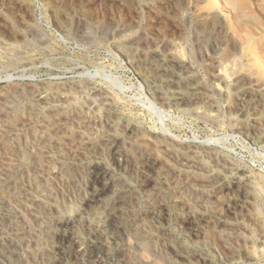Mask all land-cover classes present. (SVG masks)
Returning a JSON list of instances; mask_svg holds the SVG:
<instances>
[{"label": "rangeland", "instance_id": "1", "mask_svg": "<svg viewBox=\"0 0 264 264\" xmlns=\"http://www.w3.org/2000/svg\"><path fill=\"white\" fill-rule=\"evenodd\" d=\"M81 1L0 0V207L7 213L0 214V220L9 215L12 227L0 237V263L126 264L135 256L140 264H166L147 248H135L136 234L149 233L156 237L161 252L171 238L173 243L203 253L208 264H264V0ZM82 24L85 34L78 29ZM143 34L150 43L156 42L158 49L138 67L128 58L125 45ZM167 40L175 41L176 53L189 71L168 60L163 49ZM212 60L225 75V83L209 73ZM154 63L160 66L158 73L149 71ZM139 68H147L145 72L152 74L144 76ZM240 78L249 88L235 87L234 81ZM192 85H199L195 92L190 89ZM36 90L48 95L42 98ZM105 103L111 107L109 113L103 110ZM111 119L117 124L120 144L131 154L130 163H119L103 138ZM254 119L256 126L244 131V124ZM125 126L130 128L129 135ZM180 143L190 148L185 157H180L182 149L173 145ZM199 146L209 147L212 158L211 154L204 156ZM198 158L207 167L194 164ZM93 164H102L100 167L110 169L116 178V187L136 218V230L125 226L123 210L115 208L106 213L95 201L82 203V198H90L95 190L103 196L108 192L91 173ZM175 173L183 180L171 187ZM215 173L225 181L240 178L248 192L184 187L185 180H202ZM158 178L161 184L153 186ZM174 194L185 212L190 207L197 215L208 216L207 221L191 227L186 214L176 218L165 214L162 203ZM79 206L82 213L76 217ZM55 208H67L65 214L76 220L75 233L68 239L55 236L49 242L46 226ZM253 215L260 222H254ZM221 223H228L236 232L229 237L230 248L221 239L225 226ZM14 245L22 257L11 252Z\"/></svg>", "mask_w": 264, "mask_h": 264}, {"label": "bare ground", "instance_id": "2", "mask_svg": "<svg viewBox=\"0 0 264 264\" xmlns=\"http://www.w3.org/2000/svg\"><path fill=\"white\" fill-rule=\"evenodd\" d=\"M61 1H64V0H61ZM83 1V0H82ZM81 1V2H82ZM97 1V0H96ZM101 1V0H100ZM123 1H125V0H123ZM145 1V0H144ZM175 1V0H174ZM15 2V1H14ZM17 2V1H16ZM134 2V1H133ZM138 2H139V0H138ZM152 2V1H151ZM161 2V1H160ZM159 2V5L161 4ZM164 2V1H163ZM59 3V2H58ZM79 3V2H78ZM88 3V2H87ZM155 3V2H154ZM16 4V3H15ZM152 4V3H151ZM165 4V3H164ZM21 5V4H20ZM138 5V4H137ZM162 5V4H161ZM17 6V5H16ZM123 6V5H122ZM177 6H179V5H177ZM147 7V6H146ZM174 7V6H173ZM126 8V7H125ZM161 8V7H160ZM15 9V8H14ZM123 9V8H122ZM156 9H157V7H156ZM155 9V10H156ZM165 9V8H164ZM167 9V8H166ZM176 9V8H175ZM53 10V9H52ZM56 10H59V9H56ZM126 10V9H125ZM134 10V9H133ZM152 10V9H151ZM131 11V10H130ZM135 11V10H134ZM148 11V10H147ZM153 11V10H152ZM161 11V10H160ZM164 11V10H163ZM169 11V10H168ZM172 11V9L170 8V12ZM176 11V10H175ZM53 12V11H52ZM71 12V11H70ZM131 12H133V11H131ZM136 13H137V11H135ZM139 12V11H138ZM64 13V12H63ZM152 13V12H151ZM172 14V13H171ZM208 14V13H207ZM69 15V14H68ZM139 15V14H138ZM154 15V14H153ZM161 15V14H160ZM165 15V14H164ZM55 16V15H54ZM64 16V15H63ZM163 16V15H162ZM166 16V15H165ZM173 16V15H172ZM206 16H208V15H206ZM211 16V15H210ZM215 16H217V15H215ZM220 16V15H219ZM3 17V16H2ZM139 17V16H138ZM66 18H68V17H66ZM73 18V17H72ZM130 18V17H129ZM159 18V17H158ZM216 18V17H215ZM219 18V17H218ZM63 19V18H62ZM132 19H135V18H132ZM139 19V18H138ZM155 19V18H154ZM182 19V18H181ZM209 19V18H208ZM59 20V19H58ZM64 20V19H63ZM140 20V19H139ZM172 20V19H171ZM71 21V20H70ZM133 21V20H132ZM135 21V20H134ZM157 22H158V20H156ZM162 21V20H161ZM175 21V20H174ZM206 21H207V19H206ZM212 21V20H211ZM3 22V21H2ZM165 22V21H164ZM170 22H172V21H170ZM203 22V21H202ZM204 22H205V20H204ZM222 22V21H221ZM23 23V22H22ZM68 23H70L69 21H68ZM95 23V22H94ZM119 23V22H118ZM152 22H150V24H151ZM173 23V22H172ZM219 23V22H218ZM1 24V23H0ZM80 24V23H79ZM88 24V23H87ZM120 24V23H119ZM133 24V23H132ZM202 24V23H201ZM204 24V23H203ZM208 24H210V23H208ZM220 24V23H219ZM222 24V23H221ZM29 25V24H28ZM66 25V24H65ZM70 25V24H69ZM152 25V24H151ZM150 25V26H151ZM159 25V24H158ZM165 25V24H164ZM217 25V24H216ZM223 25V24H222ZM67 26V25H66ZM89 26V25H88ZM139 26H140V24H139ZM146 26V25H145ZM172 26V25H171ZM182 26V25H181ZM180 26V27H181ZM197 26H198V24H197ZM200 26V25H199ZM209 26V25H208ZM96 27V26H95ZM112 27V26H111ZM116 27H117V25H116ZM161 27V26H160ZM165 27V26H164ZM219 27V26H218ZM27 28V27H26ZM65 28V27H64ZM114 28V27H113ZM125 28V27H124ZM167 28V27H166ZM166 28H165V30H166ZM178 28V27H177ZM78 29H79V31H80V33H82V34H85L86 33V27L82 24V25H80V26H78ZM100 29H102V28H100ZM130 29V28H129ZM173 29V28H172ZM182 29V28H181ZM201 29V28H200ZM33 30V29H32ZM90 31H88V32H91V30L92 29H89ZM110 30V29H109ZM108 30V31H109ZM145 30V29H144ZM155 30V29H154ZM174 30H175V28H174ZM203 30V29H202ZM213 30V29H212ZM27 31H29V30H27ZM78 31V30H77ZM115 31H117V30H115ZM138 31V30H137ZM140 31H143V30H140ZM158 31V30H157ZM99 32H101V31H99ZM99 32H97V33H99ZM105 32V31H104ZM160 32V31H159ZM163 32V31H162ZM214 32V31H213ZM28 33V32H27ZM39 33H40V31H39ZM114 33H116V32H114ZM144 33V32H143ZM165 33V32H164ZM166 33H167V31H166ZM165 33V34H166ZM180 33V32H179ZM204 33H206V32H204ZM211 33V32H210ZM223 33V32H222ZM30 34V33H29ZM33 34V33H32ZM41 34V33H40ZM100 34H102V33H100ZM140 34V33H139ZM150 34V33H149ZM171 34V33H170ZM217 34V33H216ZM20 35V34H19ZM88 35V34H87ZM91 35V34H90ZM108 35V34H107ZM159 35V34H158ZM184 35V34H183ZM211 35V34H210ZM220 35V34H219ZM92 36V35H91ZM97 36V35H96ZM205 36V35H204ZM103 37V36H102ZM38 38V37H37ZM40 38V37H39ZM38 38V39H39ZM166 38V37H165ZM172 38V37H171ZM204 38V37H203ZM95 39V38H94ZM175 39H177V38H175ZM178 39H179V37H178ZM183 39V38H182ZM185 39V38H184ZM207 39V38H206ZM90 40V39H89ZM141 40L143 41H145L146 42V44H139V43H141ZM213 40V39H212ZM218 40V39H217ZM29 41V40H28ZM120 41V40H119ZM181 41V40H180ZM184 41V40H183ZM182 41V42H183ZM215 41H216V39H215ZM151 42V40L149 39V37L147 36V35H145V34H143V35H141L140 37H138V38H136V39H134V40H131V41H129L128 43H126L127 45H125L126 46V52H127V55H128V58H130V61H132L134 64H137L138 65V67H139V65H142V64H144L145 62H146V59L147 58H149V57H152V56H154V55H156V50H155V48H157L156 47V42H152V43H150ZM41 43V42H40ZM44 43V42H43ZM122 43V42H121ZM160 43V42H159ZM180 43V42H179ZM218 43H219V41H218ZM42 44V43H41ZM181 44V43H180ZM198 44V43H197ZM197 44H196V47H198L197 46ZM216 44V43H215ZM160 45V44H159ZM200 45V44H199ZM203 45V44H202ZM202 45H200L201 47H202ZM122 46V45H121ZM158 46V45H157ZM206 47V46H205ZM125 48V47H124ZM212 48V47H211ZM119 49V48H118ZM158 49V48H157ZM163 49H165L164 50V52H165V54H166V56H168V60L170 61V62H172L173 64H175L178 68L180 67V68H183V69H185L186 71H189L188 70V66H186V64L180 59V57H179V55L176 53V43H175V41H173V40H167L166 41V45H165V47L163 48ZM201 50V49H200ZM211 50V49H210ZM180 52V51H179ZM205 53V52H204ZM208 53H210L209 51H208ZM162 55V54H161ZM160 55V56H161ZM214 55V54H213ZM163 57V56H162ZM159 58V57H158ZM184 59V58H183ZM207 59V58H206ZM155 60H156V58H155ZM149 61V60H148ZM151 61V60H150ZM149 61V62H150ZM159 61V60H158ZM219 61V60H218ZM186 62V61H185ZM166 64V63H165ZM220 64V63H219ZM136 65V66H137ZM160 65H162V64H160ZM143 67V66H142ZM142 67H140V68H142ZM152 67V66H151ZM138 69V71L141 73V74H143L144 76H145V74L148 72V70H147V72H145V69H147V68H145L144 69V71H141V69ZM176 68V67H175ZM209 69V68H208ZM180 70V69H179ZM210 70V69H209ZM149 71H152L153 73H158L159 71H160V66L159 65H157V64H155L154 63V65H153V67H152V69H150ZM183 71V70H182ZM149 73V72H148ZM210 74H211V76L213 77V79H216V80H218L219 81V83L221 82V83H225V75L222 73V70L219 68V65L214 61V60H212V62H211V71L209 72ZM140 74V75H141ZM149 74H152V73H149ZM161 74V73H160ZM165 74V73H164ZM178 74V73H177ZM182 74V73H181ZM147 75V74H146ZM174 75V74H173ZM176 75V74H175ZM172 76V75H171ZM177 76V75H176ZM166 77V76H165ZM210 77V76H209ZM233 77V76H232ZM235 77V76H234ZM160 78V77H159ZM194 78V77H193ZM192 78V79H193ZM243 78V77H242ZM171 79V78H170ZM233 79V78H232ZM194 80V79H193ZM193 80H192V82H193ZM169 81V80H168ZM167 81V82H168ZM184 81V80H183ZM186 81V80H185ZM189 81V80H188ZM197 81V80H196ZM227 81V80H226ZM215 82V81H214ZM213 82V83H214ZM235 82V84L237 85V86H235L234 84V86L235 87H237L238 89H247V88H249V86H247L246 84V82H243V80L240 78V79H236V81H234ZM250 82V81H249ZM252 82V81H251ZM189 83V82H188ZM213 83H211V85L213 86ZM217 83V82H216ZM233 83V82H232ZM181 84V83H180ZM249 84V83H248ZM35 85V84H34ZM169 85V84H168ZM188 85V84H187ZM229 85V84H228ZM250 85V84H249ZM253 85V84H252ZM256 85V84H255ZM81 86V85H80ZM80 86H78V87H80ZM171 86H172V84H171ZM178 86V85H177ZM197 86H199V85H192L191 87H190V89L192 88V91H194L196 88H197ZM219 86V85H218ZM217 86V88H219L220 90L222 89V87H218ZM223 86V85H222ZM77 87V86H76ZM202 87V86H201ZM233 87V86H232ZM234 87V88H235ZM258 87H259V85H258ZM17 88V87H16ZM42 88H43V85H42ZM205 88V87H204ZM203 88V89H204ZM216 88V89H217ZM226 88V87H225ZM257 88V87H256ZM18 89V88H17ZM36 89V88H35ZM169 89V88H168ZM175 89V88H174ZM216 89H214V90H216ZM224 89V88H223ZM46 90V89H45ZM259 90V89H258ZM37 91V95H39L40 97H46V95H48V94H44V92L45 91H40V90H36ZM47 91V90H46ZM171 91V90H170ZM169 91V92H170ZM223 91V90H222ZM32 92V91H31ZM181 92V91H180ZM195 92V91H194ZM241 92V91H240ZM246 92V91H245ZM29 93V92H28ZM36 93V92H35ZM176 93V92H175ZM243 93V92H242ZM27 94V93H26ZM178 94V93H177ZM185 94V93H184ZM190 94V93H189ZM188 94V95H189ZM223 94V93H222ZM244 94V93H243ZM251 94V93H250ZM262 94H263V92H262ZM54 95V94H53ZM183 95V94H182ZM193 95V94H192ZM200 95V94H199ZM248 95V94H247ZM29 96H30V93H29ZM187 96V95H186ZM252 96V95H251ZM262 96V95H261ZM54 97V96H53ZM56 97V96H55ZM162 97V96H161ZM192 97V96H191ZM238 97V96H237ZM236 97V98H237ZM247 97V96H246ZM263 97V96H262ZM14 98V97H13ZM26 98V97H25ZM58 98V97H57ZM99 98H103V97H99ZM164 98V97H163ZM195 98V97H194ZM240 98V97H239ZM242 98H243V96H242ZM241 98V99H242ZM31 99V98H30ZM177 99V98H176ZM191 99V98H190ZM40 100V99H39ZM49 100H51V99H49ZM101 100V99H100ZM104 100V99H103ZM192 100V99H191ZM239 100V99H238ZM243 100H245V99H243ZM250 100V99H249ZM248 100V101H249ZM254 100H256V99H254ZM3 101V100H2ZM10 101V100H9ZM44 101H45V99H44ZM53 101H54V99H53ZM102 101V100H101ZM188 101V100H187ZM242 101V100H241ZM252 101V100H251ZM4 102V101H3ZM43 102V101H42ZM103 102V101H102ZM108 102V101H107ZM15 103V101L13 102V104ZM95 103H96V101H95ZM99 103V102H98ZM242 103V102H241ZM252 103H254V102H252ZM0 104H2V103H0ZM30 104V103H29ZM28 104V105H29ZM250 104V103H249ZM33 105V104H32ZM246 105V104H245ZM253 105V104H252ZM65 107V106H64ZM11 108V107H10ZM51 108V107H50ZM56 108V107H55ZM105 108H106V110L108 111V113H109V111H110V105L108 104V103H105L104 104V109L103 110H105ZM13 109V108H12ZM19 109V108H18ZM24 109H25V107H24ZM57 109V108H56ZM55 109V110H56ZM29 110V109H28ZM32 110V109H31ZM35 110V109H34ZM51 110H52V108H51ZM50 110V111H51ZM61 110V109H60ZM27 111V110H26ZM47 111V110H46ZM45 111V112H46ZM50 111H47V112H50ZM57 111V110H56ZM112 111V110H111ZM10 112V111H9ZM21 112V111H20ZM34 112V111H33ZM44 112V113H45ZM60 112V111H59ZM6 113V112H5ZM50 113H52V112H50ZM60 113H62V111L60 112ZM114 113V112H113ZM18 114V113H17ZM22 114H24V113H22ZM55 114V113H54ZM57 114V113H56ZM55 114V115H56ZM111 114V113H110ZM47 115V114H46ZM62 115V114H61ZM109 115V114H108ZM107 115V116H108ZM8 116V115H7ZM24 116V115H23ZM29 116V115H28ZM51 116V115H50ZM54 116V115H53ZM35 117V116H34ZM41 117V116H40ZM112 117V116H111ZM113 117H115V116H113ZM33 118V117H32ZM36 118V117H35ZM97 118V117H96ZM109 118V117H108ZM42 119V118H41ZM107 119V118H106ZM12 120V119H11ZM48 120H49V118H48ZM118 120H120V119H118ZM256 119H254V122H247V123H245L244 124V127H243V130L244 131H250L251 130V128H254L255 126H256ZM9 122V121H8ZM18 122V121H17ZM105 122V121H104ZM114 122L115 121H113L112 119L110 120V123L108 124V126H107V128H105L106 130H104V131H106L105 133H104V135H105V137H103L105 140H106V142L108 143L107 145L109 146V151H110V153H111V155L120 163V162H122L123 161V163H124V161H127V160H129V156H131V154L129 153V151H127V150H125V149H123V145H122V143L120 144V140L118 139V133H117V128H115V124H114ZM118 122V121H117ZM127 122V121H126ZM119 123V122H118ZM130 123V122H129ZM104 124V123H103ZM106 124V123H105ZM106 124V125H107ZM11 125V124H10ZM117 125V124H116ZM257 125H258V123H257ZM119 126V125H118ZM118 126H116V127H118ZM15 127V126H14ZM21 127V126H20ZM12 128V127H11ZM122 128V127H121ZM121 128L119 127V129L121 130ZM124 128V130L125 131H127V133H128V130L130 129L128 126H125V127H123ZM122 128V129H123ZM13 130V129H12ZM18 130H20V128H18ZM135 130V129H134ZM121 131H123V130H121ZM124 131V132H125ZM137 131V130H136ZM129 133H131V132H129ZM129 133H128V135H129ZM15 135V134H14ZM17 136V135H16ZM120 137V136H119ZM157 137V136H156ZM160 138H162V137H160ZM102 139V138H101ZM120 139H121V137H120ZM160 140H162V139H160ZM96 141H98V140H96ZM126 141V140H125ZM100 141H98V143H99ZM94 143H95V141H94ZM103 143H105V142H103ZM124 144V143H123ZM168 144V143H167ZM106 145V144H105ZM136 145V144H135ZM170 145V144H169ZM174 146H176L177 147V149L178 148H180V149H182L181 151H180V157H185V156H187V154H189L188 153V148H189V146H187V145H184V144H173ZM172 145V146H173ZM95 146H97V145H95ZM98 146H99V144H98ZM171 146V147H172ZM103 147V146H102ZM124 147H125V144H124ZM133 147V146H132ZM136 147V146H135ZM144 147V146H143ZM176 147H174V150L176 149ZM97 148V147H96ZM127 148H128V146H127ZM199 149V151L200 152H202V153H205V155L204 156H208V157H210L209 155L211 154V158H212V154L213 153H211V149L209 148V147H207V146H199L198 147ZM92 149V148H91ZM105 149V148H104ZM132 149V148H131ZM136 149V148H135ZM138 149L139 148H137V151H138ZM190 149V148H189ZM98 150V149H97ZM142 150V149H141ZM168 150H170V149H168ZM171 150H173V148L171 149ZM179 150V149H178ZM93 151V150H92ZM102 151V150H101ZM135 152H136V150H134ZM197 151V150H196ZM198 151V152H199ZM90 152H91V150H90ZM99 152V151H98ZM98 152H97V154H98ZM133 152V151H132ZM142 152V151H141ZM145 152V151H144ZM191 152V151H190ZM83 153H85V152H83ZM82 153V154H83ZM102 153V152H101ZM100 153V154H101ZM103 153H104V150H103ZM175 153H176V151H175ZM81 154V153H80ZM91 154H93V152L91 153ZM142 154H143V152H142ZM145 154V153H144ZM149 154V153H148ZM174 154V153H173ZM192 154V152L190 153V155ZM96 155V154H95ZM135 155V154H134ZM175 155V154H174ZM79 156H81V155H79ZM142 156V155H141ZM163 156V155H162ZM165 156V155H164ZM189 156V155H188ZM88 157V156H87ZM101 157V156H100ZM112 157V158H113ZM134 157H136V156H134ZM144 157V156H143ZM147 157V156H146ZM159 156H157V158H158ZM177 157V156H176ZM179 157V156H178ZM132 158V157H131ZM138 158V157H137ZM145 158V157H144ZM171 158V157H170ZM173 158V157H172ZM188 158V157H187ZM192 158H193V154H192ZM197 158V157H196ZM81 159V158H80ZM181 159V158H180ZM215 159V158H214ZM221 159V158H220ZM220 159H218V161H220ZM76 160H77V158H76ZM87 160V159H86ZM133 160V159H132ZM147 160V159H146ZM145 160V161H146ZM160 160H162V159H160ZM167 160H168V157H167ZM189 160H191V159H189ZM225 160V159H224ZM78 161V160H77ZM81 161H82V159H81ZM150 161V160H149ZM174 161V160H173ZM180 161V160H179ZM184 161V160H183ZM192 161V160H191ZM216 161V160H215ZM226 161V160H225ZM72 162V161H71ZM114 162V161H113ZM117 162V163H118ZM127 162H129V161H127ZM147 162V161H146ZM152 162V161H151ZM166 162V161H165ZM195 162V161H194ZM222 162V161H221ZM73 163V162H72ZM79 163V162H78ZM96 163H98V162H96ZM105 163V162H104ZM130 163V162H129ZM129 163H128V165H129ZM137 163V162H136ZM149 163V162H148ZM77 164V163H76ZM83 164V163H82ZM88 164H89V162H88ZM135 164V163H134ZM139 164V163H138ZM143 164V163H142ZM149 164H151V163H149ZM156 164V163H155ZM161 164V163H160ZM179 164V163H178ZM184 164H186V163H183V165ZM187 164H188V162H187ZM187 164H186V166H187ZM194 164H197V165H205L206 163H202V160L200 159V158H198V159H196V163H194ZM214 164V163H213ZM228 164H230V163H228ZM87 165V164H86ZM100 165H102V164H100ZM100 165H98V164H93L92 166H90V168H93V170L91 169L90 171H91V173H93V175H95V177L100 181V182H103V184L107 187V189H108V192H107V194H105L106 196H103L101 193H99V192H96V190L94 191L93 189V191H94V193L92 194V195H90L91 197L90 198H86V197H83L82 198V200L81 199H79V200H81V201H83L82 203H84V200H85V202H97V203H99V207L101 208V210L102 211H106V213H109L111 210L113 211V209H115V208H118L119 210H123L124 211V213H125V215H124V218H123V222L125 223V226L127 227V228H129L130 230L133 228V229H135V226L137 225V222H136V218L134 217V216H132L131 215V212H129L128 211V205L126 206L125 205V201H123V196H122V194L120 193V191L121 190H119L120 188H117L116 187V184H115V176H114V178L115 179H113V175L111 174V172L109 171V170H107V169H103V168H101L100 167ZM126 165V164H125ZM131 165H132V163H131ZM136 165V164H135ZM134 165V166H135ZM141 165V164H140ZM171 165H172V163H171ZM180 165V164H179ZM191 165H192V163H191ZM220 164H218V166H219ZM72 166H74L73 164H72ZM108 166V165H107ZM133 166V165H132ZM206 167H207V165H205ZM213 166V165H212ZM143 167H144V165H143ZM159 167V166H158ZM167 167V166H166ZM183 167V166H182ZM230 167H232V166H230ZM87 168V167H86ZM139 168V167H138ZM156 168H157V166H156ZM162 168V167H161ZM161 168H158V169H160L161 171H163L162 169H164V167L161 169ZM174 168V167H173ZM199 168V167H198ZM223 168H224V165H223ZM79 169V168H78ZM81 169V168H80ZM172 169V168H171ZM180 169V168H179ZM224 169H227V168H224ZM228 169H229V166H228ZM66 170V169H65ZM87 169H85L84 171H86ZM89 170V169H88ZM159 170V171H160ZM169 170V169H168ZM183 170V169H182ZM181 169H180V171H182ZM206 170H208V169H206ZM217 170V169H216ZM71 171V170H70ZM155 172H156V170H154ZM158 171V170H157ZM166 171V170H165ZM179 171V172H180ZM186 171V170H185ZM184 171V172H185ZM190 171V170H189ZM188 171V172H189ZM193 171V170H192ZM219 171V170H218ZM230 171V170H229ZM75 172V171H74ZM89 172V171H88ZM155 172H153V173H155ZM174 172V171H173ZM115 173V172H114ZM161 173V175H163L165 172H160ZM193 173H195V172H193ZM233 173V172H232ZM231 173V174H232ZM67 174V173H66ZM72 174V173H71ZM79 174H80V172H79ZM159 174V173H158ZM167 174H168V172H167ZM199 174V173H198ZM201 174V173H200ZM75 175H76V173H75ZM74 174H72V177H74L75 176ZM85 175V174H84ZM83 175V176H84ZM88 175V174H87ZM116 175V174H115ZM155 175V174H154ZM189 175V174H188ZM236 175V174H235ZM77 176V175H76ZM80 176V175H79ZM82 176V175H81ZM86 176V175H85ZM159 176V175H158ZM166 176V175H165ZM170 176V175H169ZM168 175H167V178H166V180L168 179V177H169ZM175 177H176V179H174L173 178V180L174 181H172V183H168L169 184V186H171V184H172V186L174 185V186H177L180 182H181V180H183V179H181L180 180V178H179V175L178 174H176L175 173V175H174ZM183 176H184V173H183ZM229 176V175H228ZM67 177V176H66ZM88 177V176H87ZM87 177H85V178H87ZM118 177V176H117ZM182 177V176H181ZM185 177V176H184ZM237 177V176H236ZM1 178V177H0ZM77 178V177H76ZM79 178V177H78ZM119 178V177H118ZM156 178V177H155ZM161 178V177H160ZM191 178H192V175H191ZM190 178V179H191ZM204 178H206V179H204ZM74 179V178H73ZM81 179V178H80ZM83 179V178H82ZM240 179V178H239ZM239 179H237V180H235V181H225L223 178H222V176L221 175H217L216 173L215 174H210V175H206L205 177H203L202 178V180H197V179H192V180H190L189 182H187V180H185V186L184 187H189V188H191V189H199V188H201V189H205V188H208V189H218V188H220V189H231V191H233V190H235V191H237V194L239 193V192H243V193H245L246 191H247V187H246V183L244 182V181H242V180H239ZM86 181L87 180H89V179H85ZM120 180H121V178H120ZM150 180V179H149ZM169 180H171V179H169ZM168 180V181H169ZM1 181V180H0ZM76 181V180H75ZM82 181V180H81ZM80 181V182H81ZM93 181V180H92ZM122 181V180H121ZM124 181V180H123ZM167 181V182H168ZM4 182V181H3ZM78 182V181H77ZM91 182V181H90ZM170 182V181H169ZM73 183V182H72ZM153 183V186L154 185H156L157 183H159V184H161V181H160V179L158 178V180L156 179L155 181H153L152 182ZM205 183V184H204ZM82 184V183H81ZM85 184V183H84ZM86 184H90V183H86ZM126 184V183H125ZM125 184H124V186H125ZM147 184H148V182H147ZM149 184H151V183H149ZM158 184V185H159ZM83 185V184H82ZM250 185V184H249ZM75 186V185H74ZM77 186V185H76ZM84 186V185H83ZM88 186V185H87ZM171 186V187H172ZM82 187V186H81ZM101 187V186H100ZM150 187H151V185H150ZM164 187H165V185H164ZM168 187V186H167ZM248 187H251V186H248ZM3 188V187H2ZM83 188V187H82ZM89 188V187H88ZM160 188V187H159ZM90 189V188H89ZM98 189V188H97ZM102 189V188H101ZM121 189H122V187H121ZM128 189V188H127ZM158 189V188H157ZM167 189V188H166ZM219 189V190H220ZM161 190V189H160ZM159 190V191H160ZM207 190V189H206ZM101 191V190H100ZM123 191V190H122ZM177 191V190H176ZM178 191H179V189H178ZM212 191V190H211ZM222 191V190H221ZM78 192V191H77ZM76 192V193H77ZM88 191H86V193H87ZM161 192V191H160ZM171 192V191H170ZM248 192V191H247ZM129 193V192H128ZM203 193V192H202ZM206 193V192H205ZM212 193V192H211ZM227 194H228V192H226ZM81 194V193H80ZM88 194H89V192H88ZM104 194V193H103ZM127 194V193H126ZM173 194V193H172ZM190 194V193H189ZM78 195V194H77ZM82 195V194H81ZM130 195V194H129ZM128 195V196H129ZM132 195V194H131ZM162 195H164V193L162 194ZM170 195V194H169ZM168 195V196H169ZM201 195V194H200ZM203 195H205V194H203ZM246 195V194H245ZM244 195V196H245ZM3 196V195H2ZM79 196V195H78ZM206 196H208L207 194H206ZM226 196V195H225ZM250 196V195H249ZM81 197V196H80ZM127 197V196H126ZM133 197V196H132ZM158 197H161V196H158ZM164 197V196H163ZM170 197V196H169ZM168 197V198H169ZM77 198V197H76ZM189 198V197H188ZM196 198V197H195ZM194 198V199H195ZM250 198V197H249ZM127 199H129V198H127ZM163 199H165V197L163 198ZM1 201V200H0ZM73 201V200H72ZM71 201V202H72ZM129 201V200H128ZM164 201V200H163ZM162 201V202H163ZM168 201V200H167ZM164 202V203H162V209L165 211L164 213L165 214H167V215H172L174 218H176V217H179V216H183L184 214H186V220H187V223L191 226V227H193V225H197L198 226V223H200V221H207V219H208V216H204V215H197V213H195V212H192V211H190L191 209H190V207L187 209V211L185 212L184 211V208L183 207H180L179 205H178V203H180L179 202V200H178V196H176L175 194H174V196L172 197L171 196V198H170V200L168 201V202ZM209 201V200H208ZM79 202V201H78ZM160 202V201H159ZM183 202H184V200H183ZM187 202V201H186ZM195 203H196V201H194ZM199 202H201V201H199ZM241 202H245V201H241ZM47 203V202H46ZM50 203V202H49ZM48 203V204H49ZM68 203V202H67ZM81 203V202H80ZM79 203V204H80ZM81 203V204H82ZM135 203V202H134ZM182 203V202H181ZM185 203V202H184ZM203 203V202H202ZM238 203V202H237ZM2 204H3V202H2ZM45 204V203H44ZM64 204V203H63ZM69 204V203H68ZM87 204V203H86ZM158 204V203H157ZM47 205V204H46ZM71 205V204H70ZM74 205H77V204H74ZM83 205V204H82ZM183 205V204H182ZM186 205V204H185ZM185 205H184V207H185ZM201 205V204H200ZM199 205V206H200ZM211 205V204H210ZM5 206V205H4ZM51 206V205H50ZM86 206V205H85ZM212 206V205H211ZM67 207V206H66ZM202 207V206H201ZM204 207V206H203ZM209 207V206H208ZM68 208V207H67ZM67 208L65 209L64 208V210L65 211H63V209L61 210V208L60 209H58V208H55L54 209V211L52 212V215L51 214H49V215H51V219L49 220V221H47V222H49L48 223V225L46 226L47 227V239L46 240H48L49 242H50V240L52 239V238H54L55 236H57V237H59L60 239H64V238H66V239H68L70 236L69 235H73L74 233H75V219H72V218H70V217H68L65 213L67 212ZM75 208V207H74ZM3 209V208H2ZM2 209H1V207H0V214L2 215H5V214H7V213H5L4 211H2ZM134 209V208H133ZM198 209V208H197ZM208 209V208H207ZM206 209V210H207ZM4 210V209H3ZM69 210V209H68ZM73 210V209H72ZM71 209H70V211H72ZM97 210V209H96ZM100 210V211H101ZM161 210V209H160ZM13 212V211H12ZM11 212V213H12ZM117 212V211H116ZM122 212V211H121ZM137 212V211H136ZM135 212V213H136ZM218 212V211H217ZM221 212V211H220ZM219 212V213H220ZM246 212V211H245ZM82 213V211H81V209H80V206H79V208L76 210V217H80V214ZM111 213V212H110ZM138 213V212H137ZM147 213V212H146ZM207 213V212H206ZM223 213V212H222ZM220 214V215H223V214ZM19 214V213H18ZM18 214H17V216H18ZM91 214H93V213H91ZM96 214V213H95ZM208 214V213H207ZM242 214V213H241ZM246 214H248V213H246ZM251 214H253V213H251ZM20 215V214H19ZM39 215V214H38ZM138 215V214H137ZM136 215V216H137ZM140 215V214H139ZM143 215V214H142ZM145 215V214H144ZM238 215V214H237ZM13 216V215H12ZM96 216V215H95ZM121 216H123V215H121ZM2 217V216H1ZM1 217H0V219H1ZM16 217V216H15ZM47 217V216H46ZM83 217V216H82ZM148 217V216H147ZM146 217V218H147ZM245 217V216H244ZM253 217V221L254 222H256V223H258V222H260V219L257 217V215H253L252 216ZM17 218V217H16ZM18 218H20V216L18 217ZM39 218V217H38ZM49 218V217H48ZM97 218V217H96ZM139 218V217H138ZM165 218L167 219V217L165 216ZM234 218V217H233ZM6 219V220H5ZM43 219V218H42ZM10 217H9V215H6L5 216V218L4 219H2V220H0V237H2V238H4V234L6 233V231H7V228L8 227H10ZM142 220V219H141ZM175 220V219H174ZM179 220V219H178ZM263 220V219H262ZM15 221V220H14ZM139 221H140V218H139ZM185 221V220H184ZM216 221V220H215ZM16 222V221H15ZM42 222H43V220H42ZM47 222H46V224H47ZM79 222V221H78ZM141 223H143V222H140V224ZM244 223V222H243ZM255 224V223H254ZM220 225V224H219ZM221 225H225L223 228H222V232H221V239L224 241V245L226 246V247H229L230 248V246H232L231 245V241H230V236H231V234L233 233V232H235V231H233L232 230V228H230V225L228 224V223H221ZM220 225V226H221ZM262 225H263V223H262ZM56 226V227H55ZM232 226V225H231ZM260 226V225H259ZM16 227V226H15ZM17 227H18V225H17ZM235 227V226H234ZM10 228H12V227H10ZM142 228V227H141ZM235 228H237V227H235ZM18 229V228H17ZM20 229V228H19ZM128 229V230H129ZM137 229V228H136ZM135 229V230H136ZM144 229V228H143ZM142 229V230H143ZM147 229V228H146ZM141 230V229H140ZM149 230H150V228H149ZM219 230V229H218ZM44 231V230H43ZM139 231V230H138ZM199 230H195V232H198ZM205 231V230H204ZM78 232V231H77ZM140 232V231H139ZM142 232H144V231H142ZM147 232V231H146ZM145 232V233H146ZM158 232V231H157ZM167 232V231H166ZM10 233V232H9ZM45 233V232H44ZM129 233H131V232H129ZM137 233V232H136ZM154 233V232H153ZM236 233V232H235ZM18 234V233H17ZM16 234V235H17ZM169 234V233H168ZM201 234H203V233H201ZM207 234V233H206ZM76 235V234H75ZM158 235V234H157ZM161 235V234H160ZM162 235H165V233L164 234H162ZM15 236V235H14ZM232 236H234V235H232ZM133 237V236H132ZM160 237V236H159ZM165 237H166V235H165ZM261 237H262V235H261ZM12 238V237H11ZM40 238V237H39ZM56 238V237H55ZM73 238V237H72ZM154 238H156L155 236H154V234L152 235H150L149 233L147 234V235H144V234H140V233H137L136 234V242H135V248L137 249H140V248H144V249H148V250H150L151 251V253L153 254V255H155V256H158V257H160V258H162L164 261H166V264H208V260H206V257L203 255V253H201L200 251L198 252V251H196V250H193V249H190V248H185V247H183V245H180L179 243H177V242H172L171 241V238L170 239H168L166 242H165V245L166 246H164L163 248H164V250H165V252H161V250L159 249V247H158V245H157V241L154 239ZM173 238V237H172ZM198 238V237H197ZM233 238V237H232ZM65 239V240H66ZM201 239V238H200ZM219 239V238H218ZM220 239V240H221ZM44 240V239H43ZM159 240H161V239H159ZM7 241V240H6ZM199 241V240H198ZM205 241V240H204ZM53 242V241H52ZM134 242V241H133ZM233 242V241H232ZM243 242V241H242ZM246 242V241H245ZM264 242V241H263ZM262 242V243H263ZM62 243V242H61ZM159 243H160V241H159ZM2 244V243H1ZM15 244V243H14ZM17 245H18V243H16ZM161 244H162V242H161ZM160 244V245H161ZM210 245H211V243H210ZM242 245V244H241ZM49 246H53L52 244H50ZM187 246V245H186ZM237 246V245H236ZM7 247V246H6ZM18 247V246H17ZM19 247H21V246H19ZM56 247V246H55ZM195 247V246H194ZM243 247V246H242ZM245 247V246H244ZM232 248V247H231ZM234 248V247H233ZM24 249V248H23ZM54 249V248H53ZM240 249V248H239ZM250 249V248H249ZM2 250V249H1ZM11 250V249H10ZM232 251H233V249H231ZM242 250V249H241ZM245 252H246V254L247 255H249L250 256V253H249V250L247 249V247H245ZM257 250V249H256ZM13 251H16V253H18L17 255H16V257L17 256H20L21 255V253L18 251V249L16 248V245H14V246H12V250H11V252L13 253ZM23 251V250H22ZM146 251V250H145ZM229 251V250H228ZM235 251V250H234ZM9 252V249H7L6 250V253H8ZM130 252H132V250H130ZM128 253V252H127ZM230 253H232V252H230ZM244 253V252H243ZM242 253V254H243ZM0 254H1V252H0ZM4 254V253H3ZM26 254V253H25ZM40 254V253H39ZM124 254V253H123ZM151 254V255H152ZM241 254V253H240ZM43 255V254H42ZM208 255V254H207ZM235 255H236V253H235ZM3 256V255H2ZM14 256V255H13ZM24 256V255H23ZM40 256V255H39ZM209 256V255H208ZM5 257V256H4ZM9 257V256H8ZM10 257H11V255H10ZM20 257H22V256H20ZM124 257V256H123ZM126 257V256H125ZM152 257H154V256H152ZM157 257V258H158ZM246 257V256H245ZM46 258V257H45ZM44 258V259H45ZM159 259V258H158ZM43 260V259H42ZM47 260H49V259H47ZM22 262V261H21ZM12 263V262H11ZM41 263V262H40ZM47 263V262H46ZM45 263V264H46ZM1 264V263H0ZM14 264V263H13ZM26 264V263H25ZM126 264H140L139 263V261L137 260V257H135V256H133L131 259H129L128 260V262L126 263Z\"/></svg>", "mask_w": 264, "mask_h": 264}]
</instances>
